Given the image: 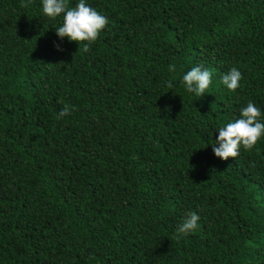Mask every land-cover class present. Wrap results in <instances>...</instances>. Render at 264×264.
Returning <instances> with one entry per match:
<instances>
[{
	"label": "trees",
	"instance_id": "trees-1",
	"mask_svg": "<svg viewBox=\"0 0 264 264\" xmlns=\"http://www.w3.org/2000/svg\"><path fill=\"white\" fill-rule=\"evenodd\" d=\"M86 3L108 23L84 50L42 0H0V264H264V135L213 152L248 101L264 123V0Z\"/></svg>",
	"mask_w": 264,
	"mask_h": 264
},
{
	"label": "clouds",
	"instance_id": "clouds-1",
	"mask_svg": "<svg viewBox=\"0 0 264 264\" xmlns=\"http://www.w3.org/2000/svg\"><path fill=\"white\" fill-rule=\"evenodd\" d=\"M21 7H28V4L21 3ZM42 13L45 17L55 20L63 15L62 25L56 28L57 36L69 42L84 43V50L94 43L100 32L106 27L108 19L98 13L93 7L86 3V0H78L74 7H69V0H42ZM57 49L62 51L60 45ZM175 65L169 66L170 72H175ZM212 72L203 66H196L189 70L182 77V85L189 93L202 97L211 84ZM242 73L235 67L223 75L222 84L229 91H235L240 87ZM168 87L172 88L171 82ZM72 109L65 107L58 113V118L70 115ZM261 110L252 101L240 111V118L234 122L227 123L218 128V138L213 144V152L217 158L227 161L230 157L236 158L241 147L245 151H252L264 135V123L260 122ZM255 167L254 163H250ZM200 216L195 211L186 213L185 218L176 229L174 239L180 240L195 232L199 226Z\"/></svg>",
	"mask_w": 264,
	"mask_h": 264
}]
</instances>
